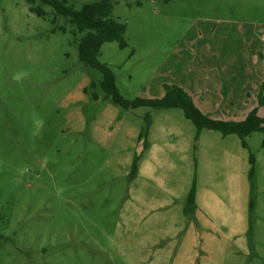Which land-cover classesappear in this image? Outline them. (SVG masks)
Wrapping results in <instances>:
<instances>
[{
	"label": "rangeland",
	"instance_id": "rangeland-1",
	"mask_svg": "<svg viewBox=\"0 0 264 264\" xmlns=\"http://www.w3.org/2000/svg\"><path fill=\"white\" fill-rule=\"evenodd\" d=\"M44 8L0 0V264H264V133L245 149L181 108H122ZM111 18L128 47L99 60L125 99L174 85L217 119L258 106L264 0H114Z\"/></svg>",
	"mask_w": 264,
	"mask_h": 264
},
{
	"label": "trees",
	"instance_id": "trees-1",
	"mask_svg": "<svg viewBox=\"0 0 264 264\" xmlns=\"http://www.w3.org/2000/svg\"><path fill=\"white\" fill-rule=\"evenodd\" d=\"M30 10L37 16L48 19L52 10L51 23L56 26L59 18H64L66 23L58 29L67 32V25L74 29V43L78 42L79 59L87 67L99 71L102 75L101 87L114 103L126 110H134L140 107H148L155 110L168 108H181L186 118L193 122L198 133L204 129L214 130L223 136L237 135L245 149L249 146L246 138L253 133H264V115H260V108H264V82L261 84L257 96L258 106L250 110L244 119H217L211 114L203 112L194 102L193 97L184 89L174 85H164V95L157 99L137 98L125 99L116 84V76L113 70L100 62L102 46L106 43L116 42L120 49L128 47L125 39L127 26L111 18L114 8V0H100L85 4L81 10H76L67 0H27ZM57 28L53 29L55 32ZM78 35H82L78 39ZM97 99L98 95L93 94ZM264 145V142H263ZM250 177L254 174V157L250 156ZM189 204L195 203V190L192 188L188 196ZM250 211L254 210V201L250 200Z\"/></svg>",
	"mask_w": 264,
	"mask_h": 264
},
{
	"label": "crops",
	"instance_id": "crops-1",
	"mask_svg": "<svg viewBox=\"0 0 264 264\" xmlns=\"http://www.w3.org/2000/svg\"><path fill=\"white\" fill-rule=\"evenodd\" d=\"M201 109V108H200Z\"/></svg>",
	"mask_w": 264,
	"mask_h": 264
}]
</instances>
